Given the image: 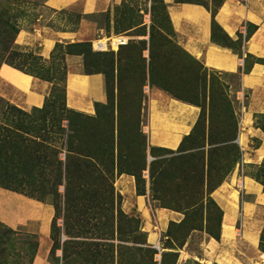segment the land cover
I'll list each match as a JSON object with an SVG mask.
<instances>
[{
  "label": "rangeland",
  "instance_id": "obj_1",
  "mask_svg": "<svg viewBox=\"0 0 264 264\" xmlns=\"http://www.w3.org/2000/svg\"><path fill=\"white\" fill-rule=\"evenodd\" d=\"M204 1L211 5V0ZM144 2V0H127L114 9L112 20L106 13L83 17L103 29V32L85 41L90 45L70 48L81 53L84 63L82 71L99 70L104 75L106 101L96 106L93 113L73 110L65 105L63 72L67 71L64 57L67 49L64 46L55 49L53 58L49 57L44 61L24 57L14 59V63L23 66L27 71L48 77L50 88L41 107L23 109L17 106L23 113L17 112L6 107L5 102L14 104L0 96L3 100L0 101V116L3 115L11 120L14 127L18 126L15 134L19 146L29 156H40L42 161L40 164H0V181L3 184H16L19 190L27 193L34 190L31 193L53 206L55 197L48 192L53 189V184L57 181L55 171L57 164H52L55 162L54 156L61 161L58 169L61 173V182L57 187L60 197L58 206L56 208L53 206L55 221L50 233L53 248L50 259L57 264H145V260L139 258V253L145 258L147 256L145 249L153 247L147 241L139 215L123 209V196L117 191L115 184H113L115 197L113 211L116 212V194H119L122 212L139 221L138 231H134V223L129 225L125 220L120 222L116 218L107 223L106 215L98 213L95 217L87 218L90 224L86 225L83 234L82 224L73 228L68 227L67 223L64 224L66 213L63 199L64 162L68 161L67 156H71L74 171L71 190L81 198L82 189L88 195L93 192L95 197L101 196L104 189L108 194L110 179H116L118 146L123 155H126L128 147L132 148V152L136 153H133V157L139 162L137 148L141 141L145 144L146 156L153 155L155 162L162 163L157 170L169 165L170 171L164 179L167 184L164 187V197L167 200L166 205L170 208H162L178 207L180 211L177 212L182 214V218L179 221H170L159 238L162 249L161 264H174L176 260L174 249L181 247L192 235H194L193 241L197 244L210 236L205 227L214 226L217 210L209 198L223 213L215 201L214 194L230 175L234 173L241 175L243 172L254 180L257 178L264 183V164L245 168H242L240 164L245 147L241 150L235 139L242 131L243 122H248V118L244 120L245 108L241 110V103H239L242 100L244 105V97L247 93H241L239 97H236L234 91L238 89V76L227 77L204 67L178 43L161 1L152 0L151 7L145 6ZM41 3L42 0H0V13L3 14L0 17V25L2 21H8L11 23L9 25L20 27L24 21L33 18L40 11L44 15H50L49 11L40 7ZM54 16L64 18L66 25L69 24L72 28H75L78 21L82 19L75 9L62 11ZM1 27L3 28V25ZM119 34L128 36L125 45L116 50L94 51L92 49L91 41L97 37L108 38ZM217 35L221 43L232 45L223 34ZM110 53L113 54V58L109 60ZM249 61L251 62L252 59H248ZM150 65L151 77L148 70ZM228 82L232 83V87H229ZM160 85L167 86L183 99L200 104L203 109V118L195 127V123L193 124L189 133L182 137L174 149L148 145V137L152 142H164L163 144L168 146H174L179 139L180 133L173 136L164 133L159 119L158 129L154 131L151 118L149 119L151 93L154 94L153 91H155L172 96ZM145 86H148L149 90L145 91ZM210 98L213 100L212 105H209ZM197 107L200 112V107ZM109 118L111 120H108ZM137 121L138 127H136ZM253 124L264 132V116L254 115ZM182 130L186 132L188 128L182 127ZM225 136L227 138L222 140ZM111 140L114 147L113 155L104 151L103 153L107 155H99L101 158L99 162L95 159L93 162L91 159L87 160L90 164H82L79 159L81 157H77L72 151L77 145L82 148V151L98 153L97 150L106 148ZM251 143L256 145L257 140L251 138ZM240 144L245 146L242 138ZM227 145H232L236 149L230 160L220 157L222 148ZM121 160L126 159L121 158ZM148 168L147 164L142 171L144 184L140 183V187L144 186L145 192L139 195L146 197L149 218L154 223L152 209L161 206L158 199L152 198ZM193 168L196 170V181L200 184L196 192L190 194L186 187H189V179L195 173L189 172ZM226 170L227 172L223 174ZM125 172L121 174H128ZM145 172L147 176H144ZM131 176L136 191L135 178ZM210 185H215V188L208 195L206 191ZM261 186L264 190L262 184ZM236 189L238 191L235 192V199L238 201V209L233 228H235L234 237L237 238L245 216L247 225L254 216L250 217L249 212L245 211L247 201H252L251 196H246L243 189L237 185ZM225 212H229V209L226 208ZM184 213H187V221H189L180 225ZM74 216L75 213L70 215L71 218ZM207 216L210 218L209 222L206 219ZM262 217L264 219V215ZM79 218L82 219V216ZM69 222L72 224V221ZM96 225L101 226L99 230L95 228ZM192 225L199 228L190 229ZM61 231L66 236V240L62 243L58 241ZM139 233L143 235L138 237L136 234ZM258 235V250L262 252L260 247L264 249V220ZM143 239H146V243L142 242ZM260 242L262 245L259 247ZM37 243L36 235L12 230L0 223V264H30ZM136 248H142V251H137ZM158 254L160 256L157 252L154 256L155 260H158Z\"/></svg>",
  "mask_w": 264,
  "mask_h": 264
},
{
  "label": "crops",
  "instance_id": "obj_2",
  "mask_svg": "<svg viewBox=\"0 0 264 264\" xmlns=\"http://www.w3.org/2000/svg\"><path fill=\"white\" fill-rule=\"evenodd\" d=\"M126 1L42 0L40 7L49 11L50 15H44L39 10L41 13L38 12L33 18L24 21L16 34L15 47L21 52L48 59L56 43L88 41L93 35L103 32L102 28L83 19L84 16L108 13V18L110 16L112 20L114 9ZM144 1V5L149 7L151 1ZM161 3L165 6L178 43L189 55L199 60L204 67L224 76H238V89L234 91L236 97L247 93L244 97L243 116L244 120L248 118V122H243L242 131L239 132L245 144L240 148L242 150L245 147L240 164L242 168L261 166L264 164V132L254 126L253 116H264V0H223L218 8L214 19L222 31L234 44L239 34L241 35V46L238 49L212 41L211 15L203 5L178 3L174 0H161ZM72 9L82 16L75 28L66 25L64 18L54 16ZM248 24L255 26V29L245 40ZM248 59L252 61L248 62ZM65 62V105L73 110L93 113L96 103L106 101L104 75L82 71L81 55L66 54ZM230 86L232 87V83H229ZM49 88L50 82L46 80L33 77L5 63L0 66V96L20 108L41 107ZM153 92L151 106L149 103V119L153 123V130L157 131L159 119L164 133L170 136L180 134L174 146L165 145L164 142H152L149 137L148 145L174 149L191 130L199 109L196 105L172 96ZM182 127L188 130L183 132ZM251 138L257 140L256 145H252ZM146 160H151L149 154ZM146 172L144 176H147ZM238 183H241L245 195L251 196L252 201H247L245 211L249 212L250 217L254 216V219L247 225L245 216L240 234L236 238L233 224L237 219L238 201L235 199V192L238 191ZM114 184L123 196V209L136 212L141 218V227L146 232L148 243L154 245L159 242L168 223L182 218L180 212L154 207L152 223L146 197L136 193L133 177L120 174ZM214 197L223 211L220 239L217 241L208 236L202 243L197 244L192 235L181 247L174 249V264H263L264 253L258 250V234L264 220V192L261 184L243 172L241 175L234 173L215 190ZM226 208L229 212H225ZM53 215L54 208L51 204L0 186V223L12 230L24 231L38 237L30 264H57L50 259V224Z\"/></svg>",
  "mask_w": 264,
  "mask_h": 264
},
{
  "label": "trees",
  "instance_id": "obj_3",
  "mask_svg": "<svg viewBox=\"0 0 264 264\" xmlns=\"http://www.w3.org/2000/svg\"><path fill=\"white\" fill-rule=\"evenodd\" d=\"M151 3L152 0H150ZM161 1V0H160ZM175 2L181 3V2H192V3H197V4H201L203 5L209 12L211 15V39L213 42H216L218 44H223L226 45L228 47H236L237 49L240 48L241 46V35L239 34V38L236 41V43L234 44L230 38L222 31L221 27L217 24V22L215 21V14L218 10V8L220 7V5L222 4L223 0H211V5H209L206 1L204 0H174ZM151 7V4H150ZM162 7L165 11V6L164 4H162ZM166 12V11H165ZM108 14V13H106ZM167 14V13H166ZM3 14L0 13V17H2ZM168 17V15H167ZM2 21V20H1ZM169 21V19H168ZM3 25V28L0 25V66L5 63L8 64L24 73L30 74L33 77H37L43 80H46L48 82H50L47 78V76L41 75L37 72H31V71H27L25 68H23V66L14 63V59L15 58H29V59H35V60H39V61H44L45 59H43L42 57L29 53V52H21L19 50L16 49L15 44H14V40L16 37V34L19 31V27L18 26H14V25H9L11 23H9L8 21H2L1 22ZM170 23V22H169ZM7 28H6V27ZM171 26V25H170ZM255 26L253 25H246V34L244 36V39L247 40L248 37L251 35L252 31H254ZM173 30V29H172ZM218 33H221L224 35L225 39L227 41H230L232 43V45H227L225 43H221V41H219V37H218ZM88 46L90 45L88 42H75V43H66L65 45H63L62 43H56L54 46V49L52 51V53L50 54V58H53V54L55 52V49H57L58 47H65L67 50L64 52V57L66 54H77L80 55L81 53L79 52H75L73 50H71V47H76V46ZM113 54L110 53L108 59H112ZM84 65V63H83ZM151 65L149 66L148 70H149V77H151ZM85 73H102V71L96 70V71H90V72H85ZM63 96L65 99V76H66V70L63 72ZM105 83V80H104ZM160 87L164 88L166 91H168L172 97L177 98L179 100H182L186 103L189 104H193V105H197L200 107V112L198 114L197 120L194 124V127L196 126L197 122H199V120H201L203 117V109L202 106L196 102H193L191 100H187V99H183L182 97H180L179 95H177L176 93H174L172 90H170V88H168L167 86H162L160 85ZM212 98H210L209 101V105H212ZM0 101H3L2 98L0 97ZM6 107H8L10 110H14L17 112H21L23 113L22 110H20L19 108H17V106L15 105H11L7 102H5ZM101 105V103H96L95 107ZM262 116V115H260ZM108 120H111V118H109ZM12 121L8 120L5 116L1 115L0 116V164H40L42 161L40 160V156H29L28 153H26L25 151H23V149L21 148V146H19V143L17 142V136L15 134V130L16 127H18L17 125H15V127L11 124ZM136 127H138V121L136 122ZM112 128V125H111ZM140 135V132H139ZM142 137V135H140ZM227 138V136H225L224 138H222V140H225ZM143 139V138H142ZM153 149V148H152ZM236 149L234 148V146L232 145H227L226 147L224 146L222 148V153H220V157L224 158V160H230L231 156L236 152ZM77 157H81L79 158L82 164H90V162H88L87 160H91L94 162L98 161L99 162V155H107L105 153H103L104 151H107L108 153H110L111 155H113L114 153V147H113V141L111 140V142L109 143V145L104 148L103 150H97L98 153L93 152H88V151H82V148H79L77 145L74 147V150H72ZM133 153L132 152V148L128 147L126 149V155L122 154V150L121 148L118 146L117 150H116V158H117V162H116V177L119 176L121 173H128L134 176L135 178V183H136V193L139 194H144L145 189L144 186L143 188L140 187V183L144 184V178L142 177V171L146 168L147 164L149 166L148 171H149V178H150V186L149 189L152 192V198L158 199L160 201V206L161 207H168L169 206L166 205L167 200L165 199L164 195V187L167 185L164 182V179L166 178V175L168 176V171L169 170V165L163 166L160 170H157L160 167V164L162 163H157V161L155 162V160H153L154 156H151V160L149 162H147L146 160V147L145 144L143 142L140 141V146L137 148V154L139 155V162H137L136 158L133 157ZM152 153V150H151ZM19 156H18V155ZM136 154V153H134ZM71 156H67L68 161L66 160V162H64L65 166H64V171H65V182H64V193H63V199H64V204L66 206V213L64 216V224L67 223L68 227L73 228V226H80L82 224V234L85 231V228L87 227L86 225L90 224L88 221V217H95V214L98 213L100 215H106V221L105 222H110L113 221L114 218H116V220L118 221H122L125 220L129 225L130 223H134L135 227H134V231H138L139 227H138V223L139 221L133 217H128L126 216L121 208H120V203H121V196L119 194H116V212H114V208H113V203L115 200L114 197V188H113V184H114V180L109 181V191L108 194H106V189H104V191L102 192L101 196L95 197L93 196V192L86 193L83 189L81 192L82 198L81 196L79 197L77 193L74 194V192L71 190L72 188V181L71 179L73 178V168L71 165ZM122 159H126V160H121ZM54 161L52 164H57V168L55 167V171L57 172V176L56 179L57 181L54 182L53 184V189L49 190L48 193L53 194V196L55 197V201L53 203V206L56 208L58 206L59 203V194L57 191V187L61 182V173L58 170L59 166L61 164V161L58 160L56 158V156H54ZM83 161V162H82ZM127 166H126V165ZM168 164V163H167ZM263 165V164H262ZM261 165V166H262ZM112 166V164H111ZM125 170V171H124ZM174 170V169H173ZM172 172H175L173 171ZM196 170L190 169L189 172H195ZM227 172V170L225 172H223V174H225ZM103 177V176H102ZM192 178L189 179V187H186L187 191L193 192L195 193L196 190L199 188V182L196 181V172L194 173V175H191ZM222 176H220L221 178ZM256 181H258L259 183H261L263 185V189H264V183L260 180H258L257 178H255ZM219 182V181H218ZM108 183V182H107ZM219 184V183H218ZM0 186L12 191H16V192H20L28 197L37 199L39 201L40 200L39 197L35 196L33 193H31L32 191H30V193L24 192L22 190L18 189V185L16 184H3L0 181ZM215 188V185L209 186V189L206 191V194L209 195V193ZM264 191V190H263ZM156 195V196H155ZM99 197V198H98ZM209 200L213 203V205L215 206L216 210H217V216H216V222L214 224V226H206L205 230L206 232L215 240H219L220 239V223H221V216H222V212L221 210L216 206L215 202L209 198ZM77 201V202H76ZM44 202V201H42ZM106 204V205H105ZM53 207V208H54ZM172 210H176V211H180V208L178 207H173L171 208ZM194 209V207L192 208V210ZM109 212V213H108ZM193 212V211H192ZM72 213H75V216L73 218L70 217V215ZM87 214V215H85ZM79 216H82V219L79 218ZM209 222V216H207L206 218ZM192 220V219H190ZM53 221H55V217L53 215V218L51 220V224H50V233H51V229L53 228ZM72 221V224L69 222ZM189 221V220H188ZM187 221V213H184V218L182 219V221L179 223L180 225L185 224V222ZM99 222V221H98ZM101 226L96 225V229L99 230ZM199 227L196 225H192L190 226V229H198ZM78 233V232H77ZM60 234V233H59ZM138 237L139 235H143L142 233L136 234ZM136 236V237H137ZM260 240L262 241V238H260ZM58 241H59V236H58ZM143 243H146V239L142 240ZM261 242L259 243V247H260ZM260 249L262 250V252L264 253V249H262L260 247ZM51 250H53V248L51 247ZM137 251H142V248H136ZM147 251V256L144 258L142 257V255L139 253V258L145 260V264H161L160 263V258H161V252H160V257L159 260H155V255L157 254V250L154 249L153 247L147 248L145 249ZM51 252V251H50ZM35 253V252H34ZM176 254V253H175ZM32 261V260H31ZM31 263V262H30Z\"/></svg>",
  "mask_w": 264,
  "mask_h": 264
},
{
  "label": "built area",
  "instance_id": "obj_4",
  "mask_svg": "<svg viewBox=\"0 0 264 264\" xmlns=\"http://www.w3.org/2000/svg\"><path fill=\"white\" fill-rule=\"evenodd\" d=\"M117 36L118 37H117V39L115 41V47H116V49L119 48L120 46L125 45L127 43V41H128V38H127L128 36H126V35H120L119 34ZM100 40H101V37H97L96 39H94V40L91 41V47H92V49L94 51L111 50L112 43L110 41L107 40V42H106L107 47H105L102 43L99 42ZM144 90L147 91L148 90V86H145ZM240 103H241V107H242V108L241 107L240 108H241V110H243L244 105H243L242 100H241ZM235 142L237 143V145L239 146V148H241V144L238 142V139L237 138L235 139ZM65 240H66V236L61 231L60 234H59V242L62 243ZM153 248L156 249L158 251V253L161 252L160 246H159L158 242L153 245ZM159 257L160 256L158 254L157 255L158 260H159Z\"/></svg>",
  "mask_w": 264,
  "mask_h": 264
},
{
  "label": "bare ground",
  "instance_id": "obj_5",
  "mask_svg": "<svg viewBox=\"0 0 264 264\" xmlns=\"http://www.w3.org/2000/svg\"><path fill=\"white\" fill-rule=\"evenodd\" d=\"M117 37L118 36H114V37H102L101 38V40L99 41L100 43H102L105 47H107V45H106V42H107V40L108 41H110L111 43H112V48H111V50H116V47H115V41H116V39H117ZM237 139H238V142H239V140H240V142H241V137H237ZM239 142V143H240ZM238 187L239 188H241V183H238ZM157 243V242H156ZM158 244H159V242H158ZM160 246V245H159ZM160 250H162L161 248H160Z\"/></svg>",
  "mask_w": 264,
  "mask_h": 264
}]
</instances>
